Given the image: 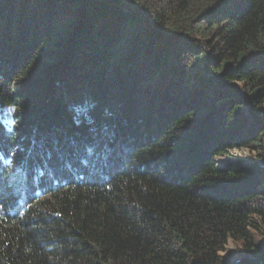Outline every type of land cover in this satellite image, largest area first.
<instances>
[{"label":"trees","instance_id":"obj_1","mask_svg":"<svg viewBox=\"0 0 264 264\" xmlns=\"http://www.w3.org/2000/svg\"><path fill=\"white\" fill-rule=\"evenodd\" d=\"M5 109L0 264H264V0H0Z\"/></svg>","mask_w":264,"mask_h":264},{"label":"rangeland","instance_id":"obj_2","mask_svg":"<svg viewBox=\"0 0 264 264\" xmlns=\"http://www.w3.org/2000/svg\"><path fill=\"white\" fill-rule=\"evenodd\" d=\"M0 118L6 125H10L11 122V110L10 109H5V110H0ZM253 154H250L248 150L243 149V150H235L230 154V158L235 161L243 160L247 157L252 156ZM219 163H224L225 158H220L217 157L215 159ZM221 255L228 260H235L236 259V253H235V247L232 241H229L228 244L225 247V250L221 252Z\"/></svg>","mask_w":264,"mask_h":264},{"label":"snow or ice","instance_id":"obj_3","mask_svg":"<svg viewBox=\"0 0 264 264\" xmlns=\"http://www.w3.org/2000/svg\"><path fill=\"white\" fill-rule=\"evenodd\" d=\"M77 111L84 114L85 116L87 115V109L86 108H78Z\"/></svg>","mask_w":264,"mask_h":264}]
</instances>
